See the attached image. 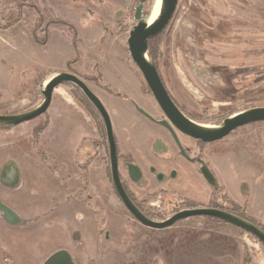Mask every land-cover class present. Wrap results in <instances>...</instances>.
I'll list each match as a JSON object with an SVG mask.
<instances>
[{
	"label": "rangeland",
	"instance_id": "rangeland-1",
	"mask_svg": "<svg viewBox=\"0 0 264 264\" xmlns=\"http://www.w3.org/2000/svg\"><path fill=\"white\" fill-rule=\"evenodd\" d=\"M62 1L77 6L74 10L83 7L80 19L75 20L76 26L68 23L77 34V46L70 28L49 26L54 18L42 21L44 26L37 24L40 22L37 6L46 8L42 0H0V115L36 108L43 99L37 87L39 81H45L44 73L60 67L71 57L67 69L80 73L84 81L89 78L85 84L94 94L97 87L109 95L103 89L107 83L121 93V97L114 96L115 99L126 103L125 95L130 86L110 74L114 45L106 38L116 36L119 39L114 42L123 49L126 68L135 73L133 79L137 87L130 97L147 110L157 108L150 98L141 94L146 86L127 52L128 31L135 24L133 15L140 0H127L123 7L121 0L120 3L115 0ZM154 3L155 0L143 3L144 19L148 20ZM164 33L159 43V74L188 118L199 124L216 126L233 115L231 113L264 107V0H178ZM68 36L73 49L70 55L62 46ZM100 67L106 78L99 73ZM99 74L101 79L96 78ZM69 90L77 102L78 96ZM109 105L110 102L103 104L106 111ZM58 113L49 117L47 112L49 123L40 136L37 150L33 147V135L37 124L43 122L42 117L8 130L0 129V167L5 163L15 166L22 182L19 190L1 189L0 196L27 222L44 210L51 196L57 195L51 183L55 181L52 165L65 167L68 155L85 136L86 130L83 132L77 122L81 117L74 119L70 115L66 121ZM85 114L88 135L94 134L96 126L103 134L104 126L98 114L91 108ZM112 114L119 113L113 111ZM52 155H57V161H52ZM201 159L203 165L208 164L213 170L215 187L197 177L193 180L196 190L181 193L180 198L171 193L168 197L157 193L150 202L154 204L153 211L149 212L152 219L162 221L171 216L179 206L175 201L178 199H192L197 202L196 208L216 205L228 212L232 200L239 205L233 215L244 213L264 228V122L243 126L233 135L206 145L201 150ZM99 191L106 193V230L110 232L109 241L101 240V254L95 248L98 245L97 225L91 215L82 226L88 230L81 231L87 254L97 264H264V247L239 228L222 221L193 217L163 230H151L130 220V215L113 197L108 176L102 180L100 177ZM58 192L60 196L65 194L60 185ZM73 225L78 228L75 222ZM6 235L0 225L1 244ZM38 235L45 236V233L40 231ZM114 244L117 249L111 248ZM8 245L9 254L21 260V264H38V256L44 257L47 251L54 249L52 245L43 246L37 255V228L33 225L29 229L21 228L20 232H11Z\"/></svg>",
	"mask_w": 264,
	"mask_h": 264
},
{
	"label": "flooded vegetation",
	"instance_id": "flooded-vegetation-1",
	"mask_svg": "<svg viewBox=\"0 0 264 264\" xmlns=\"http://www.w3.org/2000/svg\"><path fill=\"white\" fill-rule=\"evenodd\" d=\"M151 12L148 17V23H151L158 14L157 12L155 18L150 22L149 20H150ZM78 76L80 77V75ZM80 79L84 81L83 77H80ZM64 86L71 89L72 91L73 88L72 86L70 85H64ZM112 89L114 90V88ZM166 91L168 92L170 98L172 99L176 107L179 109L177 102L174 100V98L171 96V94L167 89ZM114 93L117 95L115 94L112 95H115L116 97H121L120 96L121 93L117 91H115ZM141 94L143 96L150 98L156 105L147 87L143 88V93ZM129 101L130 100H127L126 102L130 103L138 114L142 115L149 122H151V124L159 128V130L163 134V137L162 136L158 137L156 135L155 138L156 148H154L155 151L159 153L158 155L159 157L156 155L157 161L159 160L163 164L151 163L146 161V163L142 167L131 157H127V156L121 157L117 147L118 170H119L122 186L126 194L128 195L129 199L134 204V206L144 216L153 220L152 218H150L149 212L153 211V208L151 207H153L154 204L150 202L157 196V193L163 194V196L165 197L166 196L168 197L169 193H171L170 195H178L177 198H180L182 196L181 193L184 192L192 193L193 190H196L195 182H192L191 187L193 189L186 186H182L178 182V178H179L178 168L180 167L179 161L184 162V164L186 163L193 166L194 172L202 179H204L201 174V168L203 167L202 159H201V150L204 149V147L208 144L184 136L175 129L172 130L169 129V127L167 126L168 124L166 125L163 124L164 122L166 123V119L157 105H156L157 108H154L152 110H147L146 108L142 107L141 104L138 103L136 104ZM78 105L86 113L83 106L79 103ZM138 109L143 110L145 113L148 114V116H150V118H147L146 116L141 114ZM179 110L183 113L181 109ZM47 112L48 109L46 110L45 113H43L41 116L37 117L36 119L42 117L43 122L47 120L49 123V120L47 118ZM189 119L191 118L189 117ZM41 123L42 122L38 123L37 126H39ZM87 128H86L87 132L85 131L83 134L85 136L81 137L80 142L75 147L74 151L70 154V156L68 155V160H67L68 164H66L65 167H58V165H52L51 169L53 172L51 173L53 174L55 181L51 183L56 188L55 192L57 195L51 196L48 202L45 203L46 205H44L45 206L44 210L37 212V214H35L32 219H29L30 222L29 221L27 222L26 218L21 216L16 208L6 203L0 196V203L3 206L11 209L17 216L15 222L13 224H10L7 221H5L4 214L2 211H0V225L3 227V230L4 232H6V234L9 235L11 232H14L15 230H17V232H20L21 228L25 227L26 229H29V227L33 225L34 227L37 228V243L39 246L36 249L37 255H39V250L43 246L52 245V247L54 248L52 249L53 251H47L48 254L45 255L44 257L38 256L37 257L38 264H46L53 256L56 255L59 256L58 264H97L95 260L94 261L90 260L91 258L89 257V254H87L88 250L86 251V247H87L85 244L86 241L82 240L81 236L83 235L81 234V231L82 230L86 231V229L88 230L87 226L86 229H84L82 226L84 222L89 221L91 215L93 217L92 221L95 222V224L97 225L95 231L97 232L98 245L97 247L95 245V248L98 249L99 254H101L103 248L102 247L103 244H101L102 243L101 240L104 239L105 242L109 241L110 232L106 230V217H105L106 199L104 195L106 193L104 191L103 192L99 191L100 177L102 180L108 176L110 187L114 195L113 197H115L119 201L120 205H122L123 208L127 211V213L130 215L131 221L138 223V225H142L129 213V211L121 203L112 186L109 154L105 155L106 149L108 152V144L106 140L105 128L103 129V134H102L100 133L99 128L96 126L95 129L93 128L94 134H89V135ZM233 133L230 135H233ZM50 158H52L53 162L57 161V155H52L50 156ZM120 160H121V167H120ZM130 164L137 165L142 171V179L138 181V183L131 181L127 177L126 167L127 165ZM119 167L122 169L121 173ZM205 167L212 174L213 178H215V176L213 175L214 172L213 170L210 169L209 165L207 164L205 165ZM190 171L187 169L186 173L190 174L191 173ZM21 183L22 182L19 171L17 170V168H15V166L10 165V163L9 164L5 163L0 167V191L1 189L2 190L4 189L6 191L19 190L21 187ZM59 185L62 187V189L65 192L64 196H60L61 192L57 193V188ZM208 185H210L212 188L215 187L214 182L212 184L208 183ZM175 201L177 204H179V206L175 207L176 210L171 214V216L174 213L179 212L181 210L191 209V208L181 209V207H184V204L186 202L197 203L189 198L178 199ZM39 205L40 202L39 204L37 203V207H39ZM157 207H159V205H157ZM73 222L78 224L77 225L78 228H74ZM142 226L148 228L144 225ZM40 231L45 233V236H39L38 234L40 233ZM55 231L58 232L56 233V235L52 233ZM8 235H6L7 238L5 241H3V244L0 243V264H21L22 263L21 260L14 259V257L11 256V254H9L10 252L7 250V247L9 246ZM44 238H46V241ZM111 248L117 249V245L114 244L113 247ZM79 250L80 252H78Z\"/></svg>",
	"mask_w": 264,
	"mask_h": 264
},
{
	"label": "water",
	"instance_id": "water-1",
	"mask_svg": "<svg viewBox=\"0 0 264 264\" xmlns=\"http://www.w3.org/2000/svg\"><path fill=\"white\" fill-rule=\"evenodd\" d=\"M144 2L145 0H140V3L135 7L133 15L135 24L128 31V37L126 40L127 52L130 61L141 74L143 81L151 93L156 105L165 117L166 123L164 122L163 124H168L167 126L169 129H175L184 136L209 144L229 136L238 128L258 122H264V107L251 108L235 113L225 118L219 125L216 126L196 123L182 113L176 107L166 91L155 65L147 57L149 40L156 38L168 28L177 8L178 0H161L158 15L151 24L148 23V20L142 18ZM60 85H70L78 88L101 117L108 144L112 186L121 203L139 223L154 230H162L173 226L179 221L189 218L211 217L241 229L250 236L254 237L264 247V232L259 227L252 224L248 220L242 219L236 215L217 208L201 207L184 209L174 213L172 216L163 221H154L144 216L131 202L122 186L118 170L117 146L112 130L111 120L105 110V107L100 99L89 89L85 82L72 73L60 72L50 78L39 90L43 99L41 104L36 108L18 114L0 115V127H16L41 116L46 112L50 105L53 90ZM138 110L141 114L150 118V116H148V114L143 110ZM126 171L127 177L131 181L138 183V181L142 179V171L137 165H127ZM201 174L208 183L212 184L214 182L212 174L205 167V165L201 168ZM0 211L3 212L5 221L10 224L15 222L17 216L11 209L0 203ZM58 262L59 256L56 255L53 256L46 264H58Z\"/></svg>",
	"mask_w": 264,
	"mask_h": 264
},
{
	"label": "crops",
	"instance_id": "crops-1",
	"mask_svg": "<svg viewBox=\"0 0 264 264\" xmlns=\"http://www.w3.org/2000/svg\"><path fill=\"white\" fill-rule=\"evenodd\" d=\"M42 1H43V3H46L45 6H46V8H48V9H46L43 5L37 6V20L38 21L40 20V22H37V24L42 25V26H44L41 23L42 21L43 22H44V20L48 21L52 18L65 21L67 23H70V24H73L74 26H76L75 20L81 16V13H83V11H82L83 7L78 8V9L76 8L74 10V8L77 6H73L71 4L69 6V4L66 1H62V0H42ZM115 1L120 3L119 0H115ZM126 2H127V0H121L122 7L126 4ZM58 9L60 10V13L57 12ZM48 10L50 11L49 13L47 12ZM104 10L99 12V13L103 14ZM41 15L44 16V17H42L43 18L42 20L40 19ZM87 18L92 20V18H90L88 14H87ZM81 19H83V18H81ZM49 28L50 27H48L47 30ZM40 29H42V27H40ZM66 38L67 39L64 40L65 44H62V46L67 51H69V55H70L73 53V49H71V38H70V36H68ZM106 39L111 40V43L114 45V49L111 50L112 54H111V58H110V63H111L110 65L112 66L113 69H112V72L110 74H111L112 78H119L121 82H124L126 85H128V87L130 86V89L128 91L129 93H127V95H125V96L127 97V100H130L131 102L137 104L138 101L136 99L130 97L131 96L130 94L132 92H135L136 87H137L136 80L133 79L135 76V73H134V71L130 70L129 67L126 68L127 66L123 62L124 61L123 55H122L123 49L119 48L115 45L114 41L118 40L119 38L116 36L114 38L107 37ZM44 44H45V41H44L43 45ZM12 50L16 51V48L13 47ZM73 58H74V56H73ZM70 59H65L62 62V65L60 67H54L53 69H50L49 71L44 73L42 78H46L45 81H44V79H42L43 81L38 82V79H37V82L39 83L38 87H37L38 90H40V88L43 86V84H45L50 78H52L56 74H58L60 72L71 73L67 69V62ZM99 73L101 74L102 78L107 77L105 75V73L101 70V67L99 69ZM72 74L78 76L80 73L79 74L78 73L77 74L72 73ZM39 75L40 74H37V76H39ZM95 88H96V90L100 91L101 94H99L98 91H97V93L95 91L94 92L104 105L105 104L108 105L110 102V105L107 106L106 108H107V111L109 112V114L111 116L110 118H111V121L113 124L112 130H113V134H114L120 155L123 157L127 156V157L133 158L142 167L144 166L146 161L151 162V163L163 164L159 160L157 161L156 155L158 156L159 153H157L154 149V148H156V146H155L156 135L158 137H161V136L163 137V134L159 130V128H157L156 126L151 124V122H149L145 117L138 114L134 110V108L131 106L130 103H128V102L122 103V102L118 101L117 99H115V97H116L115 95L104 94L101 91V89H99L97 87H95ZM56 111L59 112L58 116H61L62 119H66V121H68L67 118L70 115H72V117L74 119H78L79 117H81L82 120L77 121L78 125L80 126V128L83 132L86 130L85 122H84L86 119V114L84 113L83 109L78 105V103L73 98L69 88H67L64 85H60V86L56 87L53 91L51 103H50L49 108H48L49 117L54 116L56 114ZM113 111H117V113H119L120 115L115 114L116 116H114L112 114ZM63 153H66V152H63ZM179 165H180V167L178 168V175H179L178 182L181 183L182 186L192 188L191 187L192 182H195L193 180L196 179L197 177L200 178V176H198L194 172L193 166L186 164V163L184 164V162H182V161H179ZM215 168L216 167L213 166V169H215ZM187 169L189 171L191 170L190 174L186 173ZM215 170L217 172H219L218 169H215ZM192 177H194V178H192ZM232 199H234V197ZM238 203L241 205L243 204V202L242 203L238 202ZM156 231H158V230H156Z\"/></svg>",
	"mask_w": 264,
	"mask_h": 264
},
{
	"label": "trees",
	"instance_id": "trees-1",
	"mask_svg": "<svg viewBox=\"0 0 264 264\" xmlns=\"http://www.w3.org/2000/svg\"><path fill=\"white\" fill-rule=\"evenodd\" d=\"M142 18H146V16L142 14ZM49 25H55V26L70 28L71 31H72V37H73L74 45L77 46V43L79 42V40H78L77 34H76L73 26L72 27L71 26L69 27V24L67 22L62 21V20H59V19H55V18L49 22ZM164 32L165 31H163L156 38L149 40V42H148L147 57L155 65L156 70H157L158 73H159V68H158L159 43L161 42V40H160L161 37L165 34ZM100 77L101 76L99 74V75H97L96 78L101 79ZM87 80H89V78H87ZM103 89L106 90L107 92H109L110 94H115L114 93L115 91L107 83L103 85ZM72 92H75V94L78 96L77 97V99H78L77 101H78L79 104H81L84 107L85 111H88L89 112V109L91 108V109H93L98 114V112L93 107V105L88 101V99L82 94V92L78 88L73 87L72 88ZM115 95H117V94H115ZM236 113H238V112H236ZM231 114H235V112L234 113H231ZM98 116H99V114H98ZM47 126H48V121L45 120L44 122H42L39 126H37L34 129V131H35V133H34L35 135H33V137H34V141H33V147H34V149L37 150V144H38V141L40 139V136H41L42 132H44L45 128H47ZM0 129H6V130H8V129H11V128H8V127H0ZM230 203L232 204V208H229L231 210V211L229 210L230 211L229 213L235 214L234 209H236V208L239 209V205L237 203H235V202H232V200L229 201V204ZM186 205L187 206L184 207V208H196L198 206L196 203H193V202H186ZM208 207H214V208L220 209L216 205L208 206ZM226 210L228 212V209H225V211ZM149 215H150V218H153L150 213H149ZM237 216H239V217H241L243 219H246V220L250 221L251 223L257 225L260 229H262L264 231V228L259 223H256L254 219L247 217L246 215H244V213L243 214H238ZM205 218L206 219H209V220L216 221V222H221L220 220H217V219H214V218H211V217H205Z\"/></svg>",
	"mask_w": 264,
	"mask_h": 264
},
{
	"label": "bare ground",
	"instance_id": "bare-ground-1",
	"mask_svg": "<svg viewBox=\"0 0 264 264\" xmlns=\"http://www.w3.org/2000/svg\"><path fill=\"white\" fill-rule=\"evenodd\" d=\"M160 5H161V0H155V3H154V6H153V8H152V12H151V16H150V22L155 18V16H156V14H157V12H159V9H160ZM158 15V14H157ZM157 17V16H156ZM155 20V19H154ZM153 20V21H154ZM152 21V22H153ZM151 22V23H152ZM151 23H149V24H151Z\"/></svg>",
	"mask_w": 264,
	"mask_h": 264
}]
</instances>
